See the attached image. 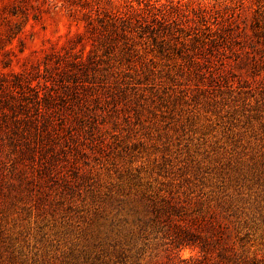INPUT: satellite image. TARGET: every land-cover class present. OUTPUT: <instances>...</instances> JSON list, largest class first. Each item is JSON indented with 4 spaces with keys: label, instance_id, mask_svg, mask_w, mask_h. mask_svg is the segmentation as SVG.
<instances>
[{
    "label": "rangeland",
    "instance_id": "rangeland-1",
    "mask_svg": "<svg viewBox=\"0 0 264 264\" xmlns=\"http://www.w3.org/2000/svg\"><path fill=\"white\" fill-rule=\"evenodd\" d=\"M196 262L264 264V0H0V264Z\"/></svg>",
    "mask_w": 264,
    "mask_h": 264
},
{
    "label": "trees",
    "instance_id": "trees-1",
    "mask_svg": "<svg viewBox=\"0 0 264 264\" xmlns=\"http://www.w3.org/2000/svg\"><path fill=\"white\" fill-rule=\"evenodd\" d=\"M152 4V3H149ZM131 8H134L132 4H130ZM154 20H157L158 17L156 14L154 15ZM101 22V33L94 34L92 36V39L94 40H102L104 42L105 40V45L115 42V40L121 38V39H129L130 38V33H132V28L130 26V23L133 21L131 19L126 18L124 15L121 13H111L107 15V18L105 20H100ZM91 24L92 30H96L98 26L94 23V21L89 22ZM111 45V44H109ZM197 264V262L195 263Z\"/></svg>",
    "mask_w": 264,
    "mask_h": 264
}]
</instances>
